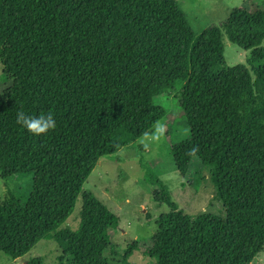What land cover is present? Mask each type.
Segmentation results:
<instances>
[{"label":"trees","instance_id":"1","mask_svg":"<svg viewBox=\"0 0 264 264\" xmlns=\"http://www.w3.org/2000/svg\"><path fill=\"white\" fill-rule=\"evenodd\" d=\"M223 33L251 52L254 79L227 65ZM0 63L12 82L0 95V178L32 177L28 196L0 205L7 262L53 240L72 264L118 263L108 254L119 220L82 188L101 158L165 117L154 101L176 86L190 137L170 154L182 176L189 159L209 168L224 216L195 231L151 178L153 201L170 209L156 264H251L264 250V12L235 9L197 36L176 0H0ZM17 111L56 127L33 135ZM80 195L78 230H58Z\"/></svg>","mask_w":264,"mask_h":264},{"label":"rangeland","instance_id":"2","mask_svg":"<svg viewBox=\"0 0 264 264\" xmlns=\"http://www.w3.org/2000/svg\"><path fill=\"white\" fill-rule=\"evenodd\" d=\"M186 15L195 35L210 26L221 27L235 9L264 12V0H176ZM225 62L230 67L248 66L251 52L243 51L230 43L223 33ZM12 82H4L0 63V95L10 88ZM180 87H174L167 95L155 99L157 106L166 110L165 117L149 129L136 142L117 153L101 158L89 177L82 192L94 195L112 214L119 224L111 232L112 253L106 254L116 264H156L154 253L155 235L169 225L170 209L153 201L159 187L150 181L155 178L166 186L172 201L190 215L195 231H200L209 216L223 217L222 206L215 197L210 182V170L196 159L185 163L187 172L182 176L173 162L170 149L190 137V129L180 107ZM32 177L3 181L0 178V205L11 196L22 200L31 192ZM82 197L77 198L72 213L58 230L80 226ZM153 249V250H152ZM72 264L64 257L53 240H41L25 256L7 262L0 253V264ZM251 264H264V250Z\"/></svg>","mask_w":264,"mask_h":264},{"label":"clouds","instance_id":"3","mask_svg":"<svg viewBox=\"0 0 264 264\" xmlns=\"http://www.w3.org/2000/svg\"><path fill=\"white\" fill-rule=\"evenodd\" d=\"M16 122L33 135L39 136L47 134L50 130L55 129L56 122L51 114L33 117L27 115L24 111H17Z\"/></svg>","mask_w":264,"mask_h":264}]
</instances>
